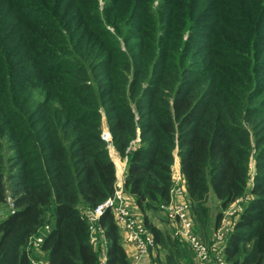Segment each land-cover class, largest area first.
Segmentation results:
<instances>
[{
	"label": "trees",
	"instance_id": "16d2710c",
	"mask_svg": "<svg viewBox=\"0 0 264 264\" xmlns=\"http://www.w3.org/2000/svg\"><path fill=\"white\" fill-rule=\"evenodd\" d=\"M5 1V14L13 8L17 19L5 31L0 23V206L11 201L0 214V264H32L34 259L102 264L104 251L105 264H131L111 210L99 220L105 243L99 252L82 214L116 190L111 147L127 159L125 190L135 198L157 247L166 251L164 264L180 263V244L150 213L165 211L171 201L176 154L199 236L211 243L225 211L249 197L225 239L224 264H264L259 54L253 52V60L252 55L237 58L247 66L232 69L218 54L210 65L193 59L194 47L181 34L195 29L193 9L187 10L184 26L161 21L172 33L158 37L146 23L145 0H129L142 29H123L128 10L113 8L117 0H109L114 5L107 7L106 16L94 8L83 11L92 18L76 26H70L68 13L58 12L65 0ZM253 1L263 26L264 0L206 4L214 5L220 26L231 22L243 29L251 26ZM17 28L22 41L7 43ZM22 45L27 59L19 58L21 62L17 54ZM105 129L110 141L103 138ZM212 198L219 208L214 217ZM43 232L40 251L29 247L30 239Z\"/></svg>",
	"mask_w": 264,
	"mask_h": 264
},
{
	"label": "rangeland",
	"instance_id": "374dc122",
	"mask_svg": "<svg viewBox=\"0 0 264 264\" xmlns=\"http://www.w3.org/2000/svg\"><path fill=\"white\" fill-rule=\"evenodd\" d=\"M138 3L141 0H137ZM146 1V8L145 10L147 11V17L146 18V23L148 25V28L153 30V32L156 33V36L159 37L161 32H164L165 34H169V30L171 31V27L169 26V30L164 26L161 27V21H166V23L175 20L177 24L184 26L186 21L189 20V17L187 15V10H194L195 14L194 17L192 18V24L194 26V30L192 31V28L184 29L182 31V39L184 40H189L191 46L194 47L193 53H192V58L197 59L203 62V64L207 63L210 65L212 63L211 60L212 57L216 54L222 58L223 62H226V64H229V67H226L228 69H232L231 67L233 66H241L242 64L245 66L246 61L243 63L242 61H239L237 58H240L241 56H251L252 55V60L255 59L254 57L256 56L255 53L259 54L256 58L258 59L259 62L257 64L258 68V73L260 74V84H264V25L259 22V15L257 14V11H255V2L253 1L250 9L254 11L251 17V20L249 21L251 26L243 29H239V27H234L233 23L227 22V25L220 26L218 19L215 18V15L217 12L214 9V5L211 3H208V0H145ZM245 2L247 1H252V0H244ZM84 3L83 6L80 5L79 0H65V3L63 5H57L58 6V12L59 14H62L61 12H66L68 13L65 15L67 16L68 20H70V26H76L80 22L83 21L84 18H92L90 13L88 15H82L81 13L85 10H90L93 11L94 9H98L100 16H106V9L107 7H111L112 2L109 0H97L96 4L93 0H82ZM124 2V3H123ZM7 3L5 0H0V23L1 28L5 31V28H7V23L11 22L14 18L17 19L16 13L12 8V11L9 12L8 16L5 14ZM45 3V2H44ZM117 5H114L113 8L115 9H124L128 10V14H125L122 19V27L123 29H128V28H136V29H142V19L141 18H136L134 16L135 13V8L132 6V2L129 3V0H117L116 1ZM98 6V7H97ZM50 7V6H49ZM97 7V8H95ZM142 8H144V5H142ZM132 11V13H131ZM134 11V12H133ZM261 11V9H260ZM101 12V13H100ZM262 13L264 11L262 10ZM98 14V13H97ZM69 15V16H68ZM9 16H11L9 18ZM166 16V17H165ZM191 16V14H190ZM162 17V19H161ZM165 19V20H164ZM11 22V23H14ZM107 26L112 30L115 31L114 29L117 30V27L111 23L110 21H106ZM259 26L257 27V25ZM260 28L261 31H257L258 34L255 35L256 29ZM18 30V31H17ZM17 30L13 31L11 34V37L7 43L10 42H16V41H22L23 37L22 35H19L20 29L17 28ZM168 30V31H167ZM3 33V31H1ZM172 33V31H171ZM18 34V35H17ZM220 37V39L218 38ZM120 43L123 48H125L126 43L125 40L120 36ZM139 37H135L134 40H138ZM255 42V43H254ZM12 44V43H10ZM225 44H231V47L228 48ZM218 46V47H212V46ZM128 46V45H127ZM223 46V47H222ZM24 45L21 46V49L18 51V58L17 60L20 59H27L24 54ZM221 48L223 50H221ZM20 58V59H19ZM251 60V61H252ZM22 62V60H20ZM26 60H24L25 62ZM19 66H22L19 65ZM112 153L115 152L113 147H111ZM7 157L9 156V153H6ZM255 172V162L253 161L252 158V163H251V176L253 179ZM252 182V181H250ZM9 186V182L7 183ZM247 198V197H246ZM132 214L136 216V219L140 222L143 221V216L142 213L139 209L138 211H135V203L132 204ZM210 205L212 206V215L214 217L215 214L219 211V208L217 207V201L213 200V198L210 200ZM11 206V201L7 202L5 207L0 206V214L4 216L5 211L10 208ZM6 208V210H5ZM151 219L152 221L157 224L159 227L162 228L168 235H171L174 239L178 241L180 244L182 256L180 259L179 264H204L202 263L198 257L197 254L193 251L191 244H189L179 233V228L180 225L178 222H173L169 219L168 213L163 210H158L151 212ZM48 215H51V210L48 211ZM191 217L194 222V228H196V221L193 217L192 210H191ZM196 231V229H194ZM197 233V231H196ZM122 234V233H121ZM198 234V233H197ZM199 235V234H198ZM123 237V234H122ZM124 240V239H123ZM132 245V244H131ZM105 246L104 241L102 240L101 242L99 241L98 245H96V249L101 251L103 250V247ZM135 247V246H134ZM136 251V247H135ZM136 253V252H135ZM196 254V255H195ZM215 253L212 255V257H215ZM103 257V256H102ZM40 259H44L43 253L39 255ZM156 258L158 259V262L160 264H164L166 262V251L161 248L157 247L156 254L153 257V260L155 261ZM37 260V259H36ZM209 264V263H206ZM212 264V263H211Z\"/></svg>",
	"mask_w": 264,
	"mask_h": 264
},
{
	"label": "built area",
	"instance_id": "2783aa9c",
	"mask_svg": "<svg viewBox=\"0 0 264 264\" xmlns=\"http://www.w3.org/2000/svg\"><path fill=\"white\" fill-rule=\"evenodd\" d=\"M103 138L111 140V135L107 129L103 132ZM174 187L172 189L171 201L164 206L168 217L173 222L180 225L179 233L192 246L193 251L197 254L198 259L206 264H224V247L225 239L230 233L232 226L243 210V202L249 197H242L234 202L226 211L218 230L214 231L211 243H206L194 231V222L191 217V203L188 197L186 181L181 172L173 173ZM135 198L125 190L121 183H117L116 190L112 196L106 199L95 209H85L82 211L83 217L89 223L90 235L93 244L98 245L103 240V229L99 225L102 214L110 209L114 215L115 221L123 234V239L127 244L136 247L133 264H160L154 261L157 244L153 233L145 225L144 221H138L132 214V204ZM1 219V216H0ZM49 226H46V230ZM45 233L33 236L30 239V245L37 251H40ZM216 254L213 258L212 255ZM105 251L102 254L101 263L105 264ZM32 264H49L45 260L34 259Z\"/></svg>",
	"mask_w": 264,
	"mask_h": 264
},
{
	"label": "crops",
	"instance_id": "0c3cea01",
	"mask_svg": "<svg viewBox=\"0 0 264 264\" xmlns=\"http://www.w3.org/2000/svg\"><path fill=\"white\" fill-rule=\"evenodd\" d=\"M110 154L115 162V165H116V171H117V183H121L124 185V181H125V177H126V174H127V159H122L120 157V155L118 154V152L115 150L114 153H112V151L110 150ZM173 171L174 173H178L180 172V158L179 156L176 154V160H175V164L173 166ZM135 211L139 213V208L136 204V201H135ZM120 234H121V231H120ZM122 236V234H121ZM122 243H123V246L128 254V257L130 259V262L131 264L134 263V255H135V247L133 245H130V244H127L124 240H123V237H122ZM197 263L199 264V262L197 261Z\"/></svg>",
	"mask_w": 264,
	"mask_h": 264
}]
</instances>
